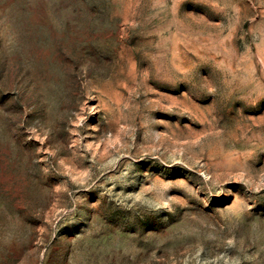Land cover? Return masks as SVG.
I'll return each instance as SVG.
<instances>
[{
	"label": "rangeland",
	"instance_id": "1",
	"mask_svg": "<svg viewBox=\"0 0 264 264\" xmlns=\"http://www.w3.org/2000/svg\"><path fill=\"white\" fill-rule=\"evenodd\" d=\"M0 264H264V0H0Z\"/></svg>",
	"mask_w": 264,
	"mask_h": 264
}]
</instances>
